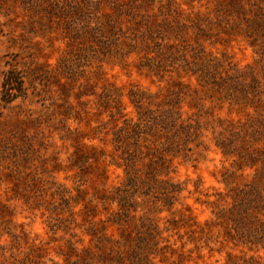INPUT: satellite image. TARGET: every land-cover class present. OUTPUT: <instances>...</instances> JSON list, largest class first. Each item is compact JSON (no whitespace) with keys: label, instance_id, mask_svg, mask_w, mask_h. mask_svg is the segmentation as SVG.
<instances>
[{"label":"rangeland","instance_id":"1","mask_svg":"<svg viewBox=\"0 0 264 264\" xmlns=\"http://www.w3.org/2000/svg\"><path fill=\"white\" fill-rule=\"evenodd\" d=\"M11 73L23 89L6 103ZM258 118L264 0H0V264L264 263L215 216L248 180L231 163ZM126 158L174 186L169 208L168 185H139L119 221Z\"/></svg>","mask_w":264,"mask_h":264},{"label":"trees","instance_id":"2","mask_svg":"<svg viewBox=\"0 0 264 264\" xmlns=\"http://www.w3.org/2000/svg\"><path fill=\"white\" fill-rule=\"evenodd\" d=\"M248 75V76H247ZM235 76V77H233ZM250 78L251 85L246 87L241 84V80H246ZM231 79V92H237L238 88L242 93V97L245 100V103L251 107L255 108L256 104V91L257 87H254L255 79L246 73L242 72V76L237 71L235 75H231L228 77ZM22 79L21 77H17V75L7 74L5 80L3 82V101L8 103L11 101L18 93L21 92L22 88ZM217 87V86H216ZM249 89L247 94H245L244 90ZM251 93V95H250ZM167 118L165 121H162L163 125H170L175 123V114L167 112ZM256 121L247 122L245 124V129L243 132L248 136V139L245 140L242 137L244 152L241 156L239 154H235L238 156L235 160L232 161L231 164L236 165L238 170L241 172L245 170L251 171L248 175V180L241 187H234L229 189V200L230 203L226 209H217L215 212L216 220L225 219L226 223L229 226V230H226L227 237L238 244L249 246V248H254L251 250L262 251L264 255V148L260 149L255 146L258 143L259 137H262V133L264 132V121L260 118L255 119ZM140 122L139 126L136 125L137 132L140 131ZM144 127V126H143ZM146 128V127H144ZM180 130L184 131L185 128L180 127ZM238 134L231 136V138H227L226 148L223 147L221 149L224 155L232 156V152H229V147L231 145L232 138L237 137ZM264 136V135H263ZM221 145H219L220 147ZM246 146V147H245ZM255 146V147H254ZM228 147V148H227ZM226 149V150H225ZM139 158H126L125 168L127 171L125 172L126 184L123 185L124 189L121 191L122 195L119 196V221L124 222L128 221L129 213L132 212V199L134 192L138 189L139 185H144L146 190H152L154 188L164 190L163 186L168 185V191L163 194L162 205L167 206L168 208L172 205L170 194L173 192L172 185L169 183L162 182L157 180V175L149 174V176L144 180L141 179L139 175L133 171V167ZM133 160V161H132ZM151 172L155 170L154 167H149ZM161 185V186H160ZM220 222V221H219ZM221 225V224H220ZM151 226H143L142 233H138L136 237V242L143 243L146 240L154 239L155 233L154 229L150 228ZM243 264H264L256 261L253 257H248V259L243 261Z\"/></svg>","mask_w":264,"mask_h":264}]
</instances>
